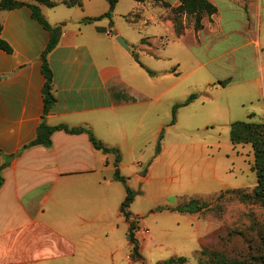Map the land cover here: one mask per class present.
<instances>
[{"label":"crops","instance_id":"1","mask_svg":"<svg viewBox=\"0 0 264 264\" xmlns=\"http://www.w3.org/2000/svg\"><path fill=\"white\" fill-rule=\"evenodd\" d=\"M165 1L173 7L180 5V0ZM209 1L218 8V14L205 17L200 31L195 30L194 22L189 23L192 17L184 16V33L178 37L172 20H159L173 37L174 49L168 57L174 64L157 82L154 79L160 72L142 63L128 40V48L123 47L117 41L121 34H116L113 26L85 22L106 11L66 22L58 46L48 56L57 103L46 118L47 125L87 128L107 147L120 153L126 147L135 153L141 124L151 118L155 102L183 82L181 54L188 50V43L192 44L190 54L198 66L192 73L220 60L226 64L234 53L242 52L243 57L254 59V68L264 75V0ZM1 12L2 38L14 52L0 50V167L5 165L0 188V264L68 262L76 253L70 235L84 233L90 223L88 212L82 209L84 203L89 207L99 197L100 203L102 197L103 213L99 205L94 217L96 223L101 222L105 218V191L122 183L115 179L117 155L94 149L86 133L57 131L51 148L36 146L16 156L36 139L42 123L46 82L42 54L50 33L33 19L28 7ZM143 43L152 45L150 39ZM207 72L219 81L208 80L209 87L226 81L230 85L233 79L220 76L221 70ZM255 81L251 78L245 83ZM160 88L163 91L155 96ZM135 121L138 127L133 136L131 126ZM119 168L122 173L124 165L120 163ZM89 176L92 189L99 190L97 198L56 196L60 185L70 191L73 186L85 184ZM115 188L127 197L126 189ZM81 203L79 212L73 213L71 204Z\"/></svg>","mask_w":264,"mask_h":264},{"label":"rangeland","instance_id":"2","mask_svg":"<svg viewBox=\"0 0 264 264\" xmlns=\"http://www.w3.org/2000/svg\"><path fill=\"white\" fill-rule=\"evenodd\" d=\"M83 1V9L59 5L54 9L45 7L43 14L51 25L62 27L86 14L108 12L110 7L109 0ZM132 12L141 18L135 25L126 18ZM2 13L0 10V20ZM172 17V9L161 4L119 0L111 19L96 22L112 23L114 32L139 53L141 62L160 72L154 79L157 82L174 64L168 57L174 49L173 37L159 21ZM192 22L193 17L189 20ZM145 39H150L152 45L143 43ZM164 41L168 45L163 46ZM187 46L181 54L182 84L155 102L151 118L141 124L135 153L126 147L121 153L124 170L120 175L126 183H116L105 191L104 220L94 221L99 205L103 213L102 197L100 203L99 197L89 207L85 202L82 209L88 212L90 223L84 233L70 235L76 244L75 256L68 262L48 260L40 264H159L176 256L187 258L189 264H215V257L252 263L264 255V206L240 196L253 195L258 183L253 170L254 150L251 144L232 142L233 124L264 123V75L254 68V59L243 57L242 52L234 53L226 64L220 60L192 73L198 66L190 54L192 44ZM209 69L221 70L220 76L233 78L231 84L209 87L208 80L219 82L207 72ZM251 78L256 81L246 84ZM162 91L156 90L155 96ZM192 95L197 99L183 106ZM177 105L181 107L174 117ZM174 118L176 123L172 124ZM135 127L136 121L131 126L133 136ZM91 178L70 191L60 185L56 196L97 198L99 190L92 189ZM115 187L130 188L135 193L129 211L138 225L136 236L142 259L133 258L128 240L130 224L120 214L126 197ZM192 200L207 207L196 213L175 211ZM82 205L71 204V210L79 212Z\"/></svg>","mask_w":264,"mask_h":264},{"label":"trees","instance_id":"3","mask_svg":"<svg viewBox=\"0 0 264 264\" xmlns=\"http://www.w3.org/2000/svg\"><path fill=\"white\" fill-rule=\"evenodd\" d=\"M138 3H157L163 5L165 8L172 9V21L175 25L176 34L180 37L184 33L185 26L183 24V17H193L194 18V27L196 31H200L203 29V19L205 17L212 18L214 15L218 14V8L211 3L209 0H180V5L178 7H173L172 4L166 2L165 0H135ZM110 7L108 12L96 18H87L85 22H96L100 21L102 18L111 19L113 13L116 10L117 4L119 0H109ZM59 5H64L68 8H83L84 1L83 0H33L32 3L19 1V0H2L0 2V10L1 11H10L15 9H20L23 7H28L32 12V17L38 23H40L49 33H50V41L46 50L42 54V71L44 77L46 79L45 86L43 89V99H44V112L42 115V123L38 128L37 137L34 141L24 146L22 150L16 155L19 156L21 153L27 149L36 146H44L46 148L52 147V136L57 131H65L69 134L78 135L86 133L88 134L90 141L94 147V149L98 151H102L105 154L114 153L117 155V160L115 162V179L117 181H121L126 183V179L120 175V163H121V153L118 149H113L107 147L104 143L99 141L92 130L78 127V128H69L65 125L50 127L46 123V118L53 110L57 103L56 96L54 94V74L50 67L48 56L51 52H53L58 46L61 36H62V27L61 26H52L48 20L45 18L42 7H48L54 9ZM139 10V9H138ZM137 10V11H138ZM136 12V11H134ZM134 12L130 13L126 18L127 21L131 24H136L141 20L140 16L137 14L134 15ZM111 25H113L111 23ZM2 30L3 27L0 24V50L13 54L14 50L12 46L6 42L2 38ZM136 59H138L136 57ZM150 75H154L153 72L148 70ZM229 82H221L220 85L226 86ZM197 99L196 95H192L190 99H188L183 106H188L191 104L193 100ZM180 105L174 107V117L176 116L177 110L180 108ZM176 123V119L174 118L172 124ZM232 142L235 145L239 144H251L254 150V165L253 170L257 173L258 183L255 189L253 190V195H240L242 197H247V199H253L256 202L260 203L264 206V123H250V122H237L233 124L232 130ZM2 151L0 150V155ZM15 157V156H13ZM12 158V157H11ZM9 157L8 160H11ZM5 169V165L0 167V188L4 184L3 171ZM234 193H238V191H233ZM135 193L127 188V197L125 201L122 203L120 211L122 215L125 217L126 221L130 224L128 240L132 247L133 258L134 259H142V254L140 252V244L136 236V232L138 230V225L135 221L132 220V215L129 209L134 202ZM207 207L206 203H202L199 200H192L184 207H180L175 209V211L182 213H196L204 210ZM219 256V255H215ZM217 262L215 264H264V255L257 260V262L248 263L245 261L238 260H226L219 259V257H215ZM159 264H189V261L185 257H173L169 260H165L160 262Z\"/></svg>","mask_w":264,"mask_h":264},{"label":"water","instance_id":"4","mask_svg":"<svg viewBox=\"0 0 264 264\" xmlns=\"http://www.w3.org/2000/svg\"><path fill=\"white\" fill-rule=\"evenodd\" d=\"M117 41H118L123 47L128 48L127 43H126L121 37H119V38L117 39Z\"/></svg>","mask_w":264,"mask_h":264}]
</instances>
